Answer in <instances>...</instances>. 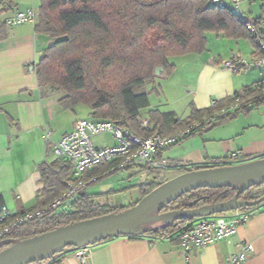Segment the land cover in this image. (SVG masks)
I'll use <instances>...</instances> for the list:
<instances>
[{"label": "trees", "instance_id": "1", "mask_svg": "<svg viewBox=\"0 0 264 264\" xmlns=\"http://www.w3.org/2000/svg\"><path fill=\"white\" fill-rule=\"evenodd\" d=\"M245 1L249 4L253 2ZM206 4L207 0H40L34 31L55 42L44 50L35 65L37 84L40 88L54 87L63 94L58 100L61 110L73 112L83 106L89 110V120L110 121L140 137H149L154 133L169 135L189 129V134L184 137L186 139L231 120L239 113H247L264 102V83L244 87L204 109L192 106L183 119L172 112H143L149 107L145 85L154 83L155 69L161 67L162 74L169 76L174 70L168 62L170 57L203 53L207 32L222 34L227 39L248 40L253 48L251 56L264 54L248 30L249 25L253 26L264 44V5L261 4V16L250 20L247 16L237 17L229 8ZM10 5L11 0H0V11ZM142 118L149 122L146 129L140 127ZM203 118L211 119L207 128L191 129L195 122ZM110 167L111 164H104L75 178L68 161L52 158L40 164L41 189L35 204L12 214L7 223L31 213L35 217L1 237L0 251L18 241L70 224L119 213L133 206L135 203L128 206L100 205L93 201L92 196L82 193L69 210H46L63 195L69 182H81L85 188L98 181L99 176H103ZM214 167L222 166H194L183 168L179 173ZM161 183L140 184V198ZM237 191L236 187L225 185L183 192L166 205H160L157 212L189 210L226 202ZM263 195L264 183L240 193L238 200L252 202ZM194 220L172 217L158 228L145 229L132 237L167 238ZM59 257L61 255H55L39 264L47 261L56 264Z\"/></svg>", "mask_w": 264, "mask_h": 264}, {"label": "crops", "instance_id": "2", "mask_svg": "<svg viewBox=\"0 0 264 264\" xmlns=\"http://www.w3.org/2000/svg\"><path fill=\"white\" fill-rule=\"evenodd\" d=\"M257 1L258 14L254 18L261 16V3ZM255 2L253 0L250 5ZM246 3L249 4L247 1L243 4ZM39 4L40 0H11V5L0 11V206H6L11 215L35 204L41 189L38 166L52 160L49 145L71 132L76 120L87 119L79 114H82L81 107L73 112L61 110L58 100L63 94L54 87L40 88L37 84L35 65L55 40L37 34L34 24L13 27L5 24V20L17 11L38 10ZM205 38L207 45L203 53L174 57L183 60L179 64L185 67L183 73L193 76L184 85L182 96L174 98V94L161 90L160 98H165L163 103L153 105L149 102L144 113L148 110L172 112L183 119L192 106L204 109L244 87L264 83V66L235 73L222 66V62L234 53L249 58L253 48L248 40L227 39L215 33H205ZM170 58L168 62L174 66L173 72L158 80H170L179 72L177 61L171 63ZM168 98L173 102H185L183 116L167 102ZM87 113L89 115L88 109ZM45 135H48L47 141ZM229 153H237L241 162L263 159L264 102L163 151L161 157L168 161L171 167L168 171L174 176L162 183L180 175L183 168L224 166ZM136 192L139 194L138 190ZM253 209L255 214L237 229L230 244L219 241L200 253H189L188 259L175 239L176 233L164 239L156 236L133 239V235L107 239L91 245L89 254L82 260L67 254L57 258L56 264H224L226 257L237 251L235 245L243 242L253 246L245 264H264V209L261 205ZM43 264H51V261Z\"/></svg>", "mask_w": 264, "mask_h": 264}, {"label": "built area", "instance_id": "3", "mask_svg": "<svg viewBox=\"0 0 264 264\" xmlns=\"http://www.w3.org/2000/svg\"><path fill=\"white\" fill-rule=\"evenodd\" d=\"M244 1L207 0L206 6L229 8L237 17L245 18L246 14L243 11ZM259 1L264 5V0ZM37 18V10L26 9L14 13L12 17L5 20V24L10 27L26 23L34 24ZM248 30L253 36L255 44L260 50L264 51L261 35L251 25L248 26ZM222 66L232 73L249 67H262L264 66V54L261 56H250L245 59L234 53L222 62ZM210 120V118H203L195 122L191 129L202 126L207 128ZM140 127L143 129L148 128V120L142 118ZM189 131L187 129L169 135L154 133L149 137H140L110 121L78 119L75 121L71 132L63 135L56 143L49 145V151L52 158L68 161L71 164L72 174L75 178L88 170L104 164H111L109 171L105 172L104 175L119 170H133L136 168H146V171H168L171 167L168 161L161 157V153L181 143L184 137L189 134ZM103 134L110 135L115 141L114 144L96 147L93 143V137ZM45 140H48V135H45ZM239 163L242 162L241 157L237 153H229L224 160V166H232ZM84 186L85 184L81 182H69L63 195L47 206L46 210H69L71 204L79 198L80 194L84 193ZM93 201L100 205L104 204L100 203L99 199H93ZM259 205L264 209V202ZM255 212L256 210L253 207L232 209L211 218L204 217L194 220L189 226L179 231L175 235V239L185 258L188 259L189 253H200L206 247L219 241H226L227 244H230L231 238L237 233V229L247 223ZM10 216L11 213L7 207L1 205L0 239L17 225L32 220L35 214L23 215L7 223V219ZM159 238L164 239L165 237L160 236ZM90 247L73 248L58 255L72 254L75 258L82 260L89 254ZM235 247L237 251L228 255L224 264H245L253 252L252 244L247 242L238 243Z\"/></svg>", "mask_w": 264, "mask_h": 264}, {"label": "water", "instance_id": "4", "mask_svg": "<svg viewBox=\"0 0 264 264\" xmlns=\"http://www.w3.org/2000/svg\"><path fill=\"white\" fill-rule=\"evenodd\" d=\"M161 73L163 69L158 67L154 76L158 78ZM263 183L264 159L185 172L161 183L122 212L70 224L18 241L0 251V264L41 263L73 248L140 234L145 230L143 226L165 222L172 217L194 220L223 214L232 209L255 207L264 202V195L252 202H241L238 196L248 188ZM233 184H239L236 187L238 191L229 201L189 210L157 212L160 205H166L180 193Z\"/></svg>", "mask_w": 264, "mask_h": 264}, {"label": "rangeland", "instance_id": "5", "mask_svg": "<svg viewBox=\"0 0 264 264\" xmlns=\"http://www.w3.org/2000/svg\"><path fill=\"white\" fill-rule=\"evenodd\" d=\"M243 9L247 11V18L251 20L258 14V1L256 0L253 5L247 3L243 4ZM210 33L211 32H207L208 35H210ZM176 61L179 72H177L173 78L170 80H158L160 78H156L157 80L155 79L154 83L145 85V91L148 94V99L151 104L155 105L158 104V102L163 103V99L165 98H160L162 97L161 90L174 94V98L182 96L184 92V85L186 82L190 81V78L193 76L192 73L186 76V74L183 73L185 71V67H179L180 62L183 60H176L174 57L170 58L171 63ZM160 76H162V73ZM167 102L177 109L179 116H183V108L186 105L185 102H173L172 98H168ZM79 107H81L79 109H82V114L79 112L81 117L88 119L87 109L83 106ZM161 108L163 109V106ZM114 142V139L108 134L93 137V143L95 146L112 145ZM173 174L174 173H171V171H159L155 173L153 171L149 172L139 168L133 170H119L110 174H105L106 176H99L101 178L98 181L84 188V193L88 196H92L93 199H99L100 203H107L117 206H128L129 204H133L140 199V194L136 192L140 184L153 183L152 181H155V184H157L162 182L164 179L171 178L174 176ZM153 175L156 177L155 180H153ZM238 185L239 184H233L235 187ZM214 216L215 215H211L205 218H211ZM161 224L162 222L153 223L150 225V227H158Z\"/></svg>", "mask_w": 264, "mask_h": 264}, {"label": "flooded vegetation", "instance_id": "6", "mask_svg": "<svg viewBox=\"0 0 264 264\" xmlns=\"http://www.w3.org/2000/svg\"><path fill=\"white\" fill-rule=\"evenodd\" d=\"M134 203H136V202H134Z\"/></svg>", "mask_w": 264, "mask_h": 264}]
</instances>
